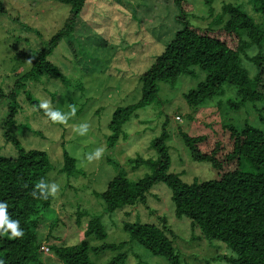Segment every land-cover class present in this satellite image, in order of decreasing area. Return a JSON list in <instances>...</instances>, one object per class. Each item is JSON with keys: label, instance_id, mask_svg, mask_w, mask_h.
I'll list each match as a JSON object with an SVG mask.
<instances>
[{"label": "rangeland", "instance_id": "rangeland-1", "mask_svg": "<svg viewBox=\"0 0 264 264\" xmlns=\"http://www.w3.org/2000/svg\"><path fill=\"white\" fill-rule=\"evenodd\" d=\"M230 1L186 0L190 7L187 23L195 28L207 27L215 15L221 14L223 4ZM0 2L5 9L0 13V156L14 157L17 153L14 145L3 136L10 101L8 94L18 77L28 71L32 55L62 27L69 8L57 0ZM241 4L249 15L259 20L248 0H241ZM180 15L173 0H86L72 27V35L48 58L69 79L68 86L42 77L38 83L26 82L24 88L16 92L20 110L10 129L11 135L25 151L34 149L47 153L53 167L48 184L58 185L52 205L43 213L38 228L39 258L44 264L61 263L51 250L45 252L43 248L81 242L91 248L102 243H124L121 251L127 253L124 264H168L129 242L122 223H133L137 219L141 223L162 224L160 219L164 218V225L176 236L174 246L187 264H206L214 256L215 251L205 241L190 239L188 220L174 216L166 185H155L145 205L124 208L112 216L104 213L102 200L97 196L106 189L118 168L124 169L130 180L150 173L146 166L134 168L130 161L137 157L155 159L151 143L163 129L168 136L165 144L169 148V172L179 174L188 184L212 180L215 171L209 162H195L190 158L179 131L192 137H219L225 125L240 129L247 123L264 129V102L247 103L238 111L231 110L227 101L235 99L234 90L226 85L224 91L230 92L207 101L204 108L188 107L183 95L205 79V74L195 68L193 75L182 76L173 86L159 83L157 100L137 110V116L123 125L119 141L113 147L107 146L108 124L113 112L138 102L141 97L139 76L182 28ZM248 54L252 56L255 52L250 50ZM241 63L252 78L253 63L245 57L241 58ZM25 92L38 103L49 101L50 108L66 116L65 121L53 122L37 112L35 105L27 102ZM177 116L181 122L176 120ZM85 123L87 131L80 135L76 129ZM97 149H102L99 158L93 155ZM64 151L77 160L78 173L69 177L56 173L62 165ZM77 213L99 217L107 231L106 239L98 242L84 237L89 218H81L78 225ZM113 255L110 251L98 255L90 253V259L94 264H105Z\"/></svg>", "mask_w": 264, "mask_h": 264}, {"label": "trees", "instance_id": "trees-1", "mask_svg": "<svg viewBox=\"0 0 264 264\" xmlns=\"http://www.w3.org/2000/svg\"><path fill=\"white\" fill-rule=\"evenodd\" d=\"M57 1L69 8L68 17L44 47L32 55L28 71L18 77L8 94L10 101L3 136L6 142L14 145L17 153L14 157L0 156V203L6 205L8 223H15L23 235L10 238L11 229H7V224L0 226V232L8 230L0 235V264H44L39 258L38 228L54 197L42 198L47 194V188L41 191L35 186L41 180L48 184L53 167L46 152L25 151L12 137L10 129L20 110L16 92L24 88L26 82L38 83L46 77L64 86L69 84V79L48 58L62 41L67 42L72 35L74 22L83 11L86 0ZM248 1L258 14V21L245 11L241 0H231L223 4L221 14L215 15L207 27L195 28L187 23L190 11L187 9L190 7L186 0H173L174 8L181 14L182 28L139 76L141 97L138 102L113 112L108 124V147L119 141L123 125L137 116V110L157 100L159 83L173 86L182 76L193 75L195 68L205 74V79L183 95L188 107L204 108L207 101L228 92L223 89L225 85L234 90L235 99L227 101L231 110L238 111L247 103L264 102V0ZM4 11L0 2V13ZM250 50L255 55L250 56ZM242 57L254 65L252 78L242 66ZM24 96L29 104L35 105L37 112L46 116L30 94L25 92ZM176 120L181 119L177 116ZM166 124L167 119L164 127ZM179 137L193 161L211 164L215 178L188 184L180 179L179 174L169 172L170 155L165 144L168 136L163 129L151 143L156 152L155 159L137 157L130 161L134 168L146 166L149 174L130 180L126 171L118 168L106 189L97 194L102 200L104 213L112 216L124 208L145 205L150 190L162 183L169 190L174 216L188 220L190 239L205 241L215 251L206 264H264V129L245 123L240 129L233 125L223 126L219 137H192L182 131H179ZM56 173L68 177L78 173L77 160L64 151L62 165ZM83 217L88 214L77 213L78 225ZM88 218L84 237L104 241L107 231L99 217ZM160 221L163 225L141 223L138 219L133 223L125 221L122 230L130 243L142 247L151 256L162 258L168 264H187L174 246L175 234L164 225V218ZM124 246V243H102L91 248L81 242L54 244L46 249L47 252L51 250L61 264H94L90 253L98 255L105 251L114 254L105 264H124L127 258V253L121 252Z\"/></svg>", "mask_w": 264, "mask_h": 264}, {"label": "clouds", "instance_id": "clouds-1", "mask_svg": "<svg viewBox=\"0 0 264 264\" xmlns=\"http://www.w3.org/2000/svg\"><path fill=\"white\" fill-rule=\"evenodd\" d=\"M39 108L44 110V114L48 117L49 120L53 122L63 123L66 119V116L62 114L59 110H53L52 108H50L49 101L47 100L41 101L39 103ZM87 128L88 125L85 123V124H80L76 130L80 135H84V133L87 131ZM101 153H102V149H97L93 155L95 158H99ZM91 159H93V157H89V160ZM35 187L41 189V191L47 188V194L42 197L45 199H47L48 196H54L58 191V185H56L55 183L45 184L43 180H41L38 184H36ZM32 195L35 198V190H33ZM5 224H7V229H11L10 238L20 237L23 235V231L22 230L18 231L15 223H8L6 217V205L0 203V226H3ZM7 229L3 232H0V235L8 233Z\"/></svg>", "mask_w": 264, "mask_h": 264}, {"label": "built area", "instance_id": "built-area-1", "mask_svg": "<svg viewBox=\"0 0 264 264\" xmlns=\"http://www.w3.org/2000/svg\"><path fill=\"white\" fill-rule=\"evenodd\" d=\"M44 250H45V252H47V249L46 248H44Z\"/></svg>", "mask_w": 264, "mask_h": 264}]
</instances>
